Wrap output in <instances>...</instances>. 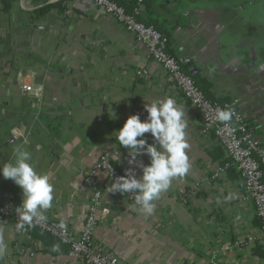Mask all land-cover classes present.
Segmentation results:
<instances>
[{
	"label": "crops",
	"instance_id": "obj_1",
	"mask_svg": "<svg viewBox=\"0 0 264 264\" xmlns=\"http://www.w3.org/2000/svg\"><path fill=\"white\" fill-rule=\"evenodd\" d=\"M137 1L148 17L145 0ZM151 1V19L166 34L167 51L187 73L195 67L188 74L211 98L233 103L264 148V0ZM47 2L59 5L38 14ZM26 70L43 87L38 106L16 85ZM164 97L186 113L188 171L172 179L150 215L108 192L111 181L97 171L108 214L98 221L95 245L123 264H264L254 204L240 199V171L227 165L214 134L146 47L88 0H0V166L13 159L16 147L29 151L33 167L53 185L44 214L74 234L83 228L90 195L84 175L106 151L125 173L128 150L115 131L129 115L146 120L144 104ZM12 129L22 137H12ZM138 159L149 163L146 155ZM261 169L264 181V164ZM4 199L20 204L21 190L0 176ZM30 227L18 233L0 217V264H86Z\"/></svg>",
	"mask_w": 264,
	"mask_h": 264
},
{
	"label": "built area",
	"instance_id": "obj_2",
	"mask_svg": "<svg viewBox=\"0 0 264 264\" xmlns=\"http://www.w3.org/2000/svg\"><path fill=\"white\" fill-rule=\"evenodd\" d=\"M118 21L126 31L130 32L136 41L142 43L147 50L148 57L157 62L166 72L169 81L182 94L183 98L195 109L201 118L204 129L211 131L220 146L228 156L227 165H234L243 178V190L240 199L252 200L256 216L261 226V240L264 243V181L262 165L264 164V148L248 127L244 116L234 109L233 103L220 105L204 96L191 76L181 67L178 60L167 51L168 39L152 26L138 21L133 14L127 13L124 8L111 0H88ZM65 14L69 13L66 9ZM146 71H138L139 75H146ZM16 85L26 95L34 106H38L43 94V87L35 81L34 72L21 71L17 74ZM220 110H231L232 119L222 122L217 119ZM12 137H22L17 129L10 131ZM226 166V165H225ZM97 171L103 172L112 182L115 177L124 175L112 162V155L106 151L99 155L95 166L84 175V183L90 189L87 212L83 228L79 234H74L57 220L47 217L46 221L33 223L31 227L50 235L60 243L68 246V254L78 258L86 264H123L112 252L95 245L94 231L98 221L108 214L102 200L101 187L97 181ZM125 200L139 209L135 204L134 194H121ZM185 195L182 197L185 202ZM14 204L8 199L0 202V217L18 222ZM16 232L20 233L15 227ZM253 236L247 238L248 242ZM235 245H238L235 242ZM211 264H218L212 261Z\"/></svg>",
	"mask_w": 264,
	"mask_h": 264
},
{
	"label": "clouds",
	"instance_id": "obj_3",
	"mask_svg": "<svg viewBox=\"0 0 264 264\" xmlns=\"http://www.w3.org/2000/svg\"><path fill=\"white\" fill-rule=\"evenodd\" d=\"M144 108L146 120L142 121L138 114L129 115L115 131V140L128 150L130 167L125 169L124 175L115 177L107 189L111 193L134 194L139 210L150 215L155 210L153 202L169 189L172 179L183 177L188 171L187 119L185 111L171 97L145 103ZM232 115L231 110H220L217 119L228 122ZM146 133L150 134L153 143L148 142ZM144 155L149 157L148 164L138 159ZM31 160L29 151L16 147L13 159L0 166V176L11 180L21 190V203L15 208L18 231L46 221L44 212L52 206L54 199L49 176L38 172ZM136 168L141 170L139 177L135 174Z\"/></svg>",
	"mask_w": 264,
	"mask_h": 264
},
{
	"label": "trees",
	"instance_id": "obj_4",
	"mask_svg": "<svg viewBox=\"0 0 264 264\" xmlns=\"http://www.w3.org/2000/svg\"><path fill=\"white\" fill-rule=\"evenodd\" d=\"M111 1H114L118 5L122 6L127 13L133 14L138 21H140V22H142V23H144V24H146L148 26H152L154 29H156L157 31H159L164 37L167 38V36H166L165 33H162L159 29H157V26L155 25V23L151 19V13H150V8L152 6V1L151 0H145V5L147 6V8H149V10L147 11L148 17H146V18L142 17V15L139 13V6H140V3H141L140 1H137V0H133V1H127V0H111ZM4 2L6 3V5H8V0H4ZM54 5H59V3L53 4V3L47 2L45 5H43L42 7H40L37 10V13L38 14L44 13L45 11H47L50 7H52ZM178 62L181 65V67L184 69V66L181 64V62L180 61H178ZM191 78L193 79L192 76H191ZM196 85H197V83H196ZM197 86L202 91V93L204 94V96L206 98H208L209 100H211L212 102H216V103H218L220 105H223V104L226 103V102H224L222 100H218V99H215V98H211L208 95L207 90L205 88H203L202 86H199V85H197ZM227 103H229V102H227ZM30 228H33V227H30ZM35 229H37V228H35ZM37 232L39 234H41L42 236H44V237H46V236L48 237V234H46V233H44V232H42L40 230L38 231V229H37Z\"/></svg>",
	"mask_w": 264,
	"mask_h": 264
},
{
	"label": "water",
	"instance_id": "obj_5",
	"mask_svg": "<svg viewBox=\"0 0 264 264\" xmlns=\"http://www.w3.org/2000/svg\"><path fill=\"white\" fill-rule=\"evenodd\" d=\"M195 70H196L195 67H194V66H191V67L189 68V70H188V73H189L190 75H192V74L194 73Z\"/></svg>",
	"mask_w": 264,
	"mask_h": 264
},
{
	"label": "rangeland",
	"instance_id": "obj_6",
	"mask_svg": "<svg viewBox=\"0 0 264 264\" xmlns=\"http://www.w3.org/2000/svg\"><path fill=\"white\" fill-rule=\"evenodd\" d=\"M259 18H261V17L259 16Z\"/></svg>",
	"mask_w": 264,
	"mask_h": 264
}]
</instances>
